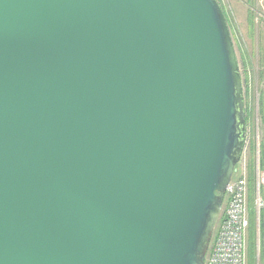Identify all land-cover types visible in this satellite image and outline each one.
<instances>
[{"label": "water", "instance_id": "water-1", "mask_svg": "<svg viewBox=\"0 0 264 264\" xmlns=\"http://www.w3.org/2000/svg\"><path fill=\"white\" fill-rule=\"evenodd\" d=\"M245 138L216 0H0V264H204Z\"/></svg>", "mask_w": 264, "mask_h": 264}, {"label": "rangeland", "instance_id": "rangeland-1", "mask_svg": "<svg viewBox=\"0 0 264 264\" xmlns=\"http://www.w3.org/2000/svg\"><path fill=\"white\" fill-rule=\"evenodd\" d=\"M227 21L243 84L248 170L247 204L252 212L256 169L264 179V6L261 0H218ZM242 157V156H241ZM241 159V158H240ZM264 231L261 230V241ZM254 225L247 233L246 264H256Z\"/></svg>", "mask_w": 264, "mask_h": 264}, {"label": "built area", "instance_id": "built-area-1", "mask_svg": "<svg viewBox=\"0 0 264 264\" xmlns=\"http://www.w3.org/2000/svg\"><path fill=\"white\" fill-rule=\"evenodd\" d=\"M261 4L264 6V0H261ZM247 181L248 170L242 155L225 190L222 214L209 244L204 264H246V242L250 227ZM254 182L256 264H264L260 257V235L261 230H264V179L260 176L258 168Z\"/></svg>", "mask_w": 264, "mask_h": 264}, {"label": "crops", "instance_id": "crops-1", "mask_svg": "<svg viewBox=\"0 0 264 264\" xmlns=\"http://www.w3.org/2000/svg\"><path fill=\"white\" fill-rule=\"evenodd\" d=\"M254 233H255V226H254ZM260 257H261V260L264 261V237H263V240L261 241Z\"/></svg>", "mask_w": 264, "mask_h": 264}, {"label": "trees", "instance_id": "trees-1", "mask_svg": "<svg viewBox=\"0 0 264 264\" xmlns=\"http://www.w3.org/2000/svg\"><path fill=\"white\" fill-rule=\"evenodd\" d=\"M253 182H254V181H253ZM252 211H253V209H252ZM251 216H252V212L250 211V227H249V229H251L252 224L254 225V221H253V218H252V220H251Z\"/></svg>", "mask_w": 264, "mask_h": 264}]
</instances>
